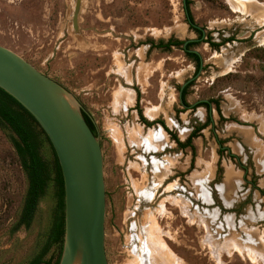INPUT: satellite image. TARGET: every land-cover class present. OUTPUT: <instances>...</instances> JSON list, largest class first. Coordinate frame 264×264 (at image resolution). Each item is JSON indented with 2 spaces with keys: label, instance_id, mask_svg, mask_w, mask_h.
Masks as SVG:
<instances>
[{
  "label": "rangeland",
  "instance_id": "374dc122",
  "mask_svg": "<svg viewBox=\"0 0 264 264\" xmlns=\"http://www.w3.org/2000/svg\"><path fill=\"white\" fill-rule=\"evenodd\" d=\"M187 1L203 30L188 47L198 53L196 70L182 45L148 48L197 39L181 0H0V45L58 83L96 128L107 264H264V4L231 0L232 12L227 0ZM117 72L137 77V114L160 108L154 119L178 141L209 116L192 149H179L159 123L146 130L139 116L117 110L113 87H129ZM185 81L187 107L178 98ZM199 99L214 101L207 109ZM31 128L47 179L29 225L12 231L28 177L15 136L0 126V264H24L63 218L53 152ZM61 244H48L43 259L52 264Z\"/></svg>",
  "mask_w": 264,
  "mask_h": 264
},
{
  "label": "water",
  "instance_id": "95a60500",
  "mask_svg": "<svg viewBox=\"0 0 264 264\" xmlns=\"http://www.w3.org/2000/svg\"><path fill=\"white\" fill-rule=\"evenodd\" d=\"M181 3L186 22L203 33L202 28L190 21L185 0ZM200 39H185L182 47ZM185 50L198 55L193 49ZM0 89L35 120L59 166L63 186V235L57 264H107L103 244L102 155L97 135L91 132L81 110L58 83L2 45ZM178 98L181 102L180 90Z\"/></svg>",
  "mask_w": 264,
  "mask_h": 264
},
{
  "label": "trees",
  "instance_id": "16d2710c",
  "mask_svg": "<svg viewBox=\"0 0 264 264\" xmlns=\"http://www.w3.org/2000/svg\"><path fill=\"white\" fill-rule=\"evenodd\" d=\"M187 4L188 1L185 0V8L187 10V14L190 21H192L191 16L188 12ZM190 28H192V30H194V32L197 33V38L202 37L203 34L198 29L193 28L191 26ZM228 40H230V38H227L225 41ZM183 41L178 40L176 38H169L165 43L162 44V42L159 41L158 43H156L155 46L163 47L166 49L169 46L177 47L179 45H182ZM196 42L197 41L187 42L183 48L186 57H188L191 61L195 63V70L198 69L199 67L198 55L193 52H188L185 49H188L189 46L195 44ZM205 42H207L213 48L218 46L217 43L210 41V38L206 39ZM186 87H187V83L184 87L180 89V99H181V103L184 105H186L184 102ZM213 101L214 100L209 99L207 102H199L198 105H202L208 109L209 103ZM136 107H138L137 104ZM81 115L85 123L91 130V132L94 135H96L97 131L91 119L84 111H81ZM139 118L141 122L147 126L151 125L152 123H159L161 126H163V122L161 120L156 119L153 120V122H149L145 120L141 115ZM208 121H209V116H207L205 122L201 123L198 127L192 130L189 133V135L185 138V140L182 142L178 141L170 132H168L167 128H165L164 126L163 129L169 133L171 139H173L179 146L189 147L190 149H192L191 138L195 136V133L197 131H199L201 128H204L207 125ZM33 125L38 128L39 133L43 135L45 140L48 142L45 134L42 132V130L39 128L35 120L30 116V114L24 108H22L12 97H10L8 94H6L4 91L0 89V126L7 127L15 136V139L13 140V146L19 158V165L23 168V170L26 172L28 177V185L23 198L21 212L19 214V218L11 228L12 231L15 230L17 226L20 224H23L24 226L29 225L34 208L37 204L39 196L43 192V187L47 179L46 166L44 165L43 161L40 159L36 151L35 136L31 128ZM219 144H221V142H219ZM53 162L55 167V183L59 188L58 195L60 199L59 205L61 208L63 207L62 178L54 153H53ZM62 234H63V218H60V220L55 226V232H53L52 234L53 236L50 237L47 241L48 244H50L51 242H59L60 245L62 240ZM48 244H46L40 252L36 253L31 258H29L24 264H49L48 261L43 259V253L48 247ZM59 255L60 253L58 254V257L54 260L52 264H57Z\"/></svg>",
  "mask_w": 264,
  "mask_h": 264
},
{
  "label": "crops",
  "instance_id": "0c3cea01",
  "mask_svg": "<svg viewBox=\"0 0 264 264\" xmlns=\"http://www.w3.org/2000/svg\"><path fill=\"white\" fill-rule=\"evenodd\" d=\"M256 2L257 3H260V4H264V3H262V2H258L257 0H256ZM158 49H162L163 50V48H160V47H157ZM125 73V72H120V73H116V75L118 76V78L120 79V81L122 82V84H125V85H127V86H129V87H123L121 84H119L118 83V88H114L113 87V89H115V90H113V93L114 94H112V101H116L117 102V105H118V109L117 110H119V111H123V112H130L132 115H133V117L134 118H136V117H140V112L137 114V112H136V102H137V94H136V91L133 89V88H131V86H132V82L135 84V85H137V83H136V81H137V77H135V76H133V74L131 75H129L128 73L126 74V76H128L129 75V77H128V79H129V81H128V79L126 80V76H123V74ZM84 94H87L86 92L84 93ZM185 101V100H184ZM181 103V102H180ZM194 103H199V102H197V101H195ZM113 104H114V102H113ZM181 105L183 106V107H187V105L186 106H184V104H182L181 103ZM107 107H109V105H106ZM132 107H134V109L132 108ZM150 107H152V106H150ZM132 108V109H131ZM148 108V107H147ZM159 111H160V108H159V110L158 111H156V113H155V115H154V117L159 113ZM143 112H144V110H143ZM142 112V113H143ZM87 115H88V117L89 118H91L90 116H89V114H88V112H85ZM143 116L145 117L144 119H146L147 121H153V120H156V119H154V117L152 118V119H148L144 114H143ZM140 119V118H139ZM140 122H141V120H140ZM156 124V123H155ZM139 125V124H138ZM146 127V130H148L149 129V127L147 126V125H145L144 123H142L141 122V124H140V127L142 128V127ZM119 128V127H118ZM202 129V128H201ZM200 129V130H201ZM119 130H117V129H111V133L113 134V138H114V140L116 141V140H119V132H118ZM189 134H187L186 136H185V138L188 136ZM122 135H121V131H120V137H121ZM127 138V137H126ZM185 138L183 139V140H180V142H182V141H184L185 140ZM171 140H173V139H171ZM174 141V140H173ZM178 145V144H177ZM179 146V145H178ZM183 148H186V147H181V146H179V149H183ZM152 165H153V168H154V162H152ZM169 172V171H168ZM154 175H155V171H154ZM167 174H165V178H167ZM165 178H162L163 180L165 179ZM156 183V182H155ZM155 183L153 184V185H155ZM156 186V185H155ZM152 196L153 195V193H151V192H147V195H146V197H149V196Z\"/></svg>",
  "mask_w": 264,
  "mask_h": 264
},
{
  "label": "bare ground",
  "instance_id": "6f19581e",
  "mask_svg": "<svg viewBox=\"0 0 264 264\" xmlns=\"http://www.w3.org/2000/svg\"><path fill=\"white\" fill-rule=\"evenodd\" d=\"M249 2H251L250 0L249 1H247V0H244V1H242V3H249ZM255 2V1H254ZM227 4H228V6L230 7V9L232 10V12H237V10H236V7L234 6V4L231 2V0H227V2H226ZM252 4H253V2H252ZM256 4V3H255ZM239 5V4H238ZM257 5H259V4H257ZM243 6V11H239V12H241V13H244L245 12V6H244V4L242 5ZM264 18V17H263ZM258 23L259 24H263V22H262V18H261V20H259L258 21ZM262 32H264V30L262 31ZM258 36H260L261 35V33H258L257 34ZM151 110V109H150ZM151 112H147L146 113V116H147V118L148 119H152L154 116L153 115H151L150 114ZM235 126H237V127H239V128H246L245 126H239V125H236L235 124ZM149 137H151V136H149ZM151 139V138H150ZM154 139H155V136H154ZM152 140H153V137H152ZM254 140H256L255 138H254ZM257 143V142H256ZM260 143V142H259ZM260 146V145H259ZM260 147H262V146H260ZM264 148V147H263ZM263 246H264V244H262ZM263 246H261L263 249H264V247ZM250 250V249H249ZM247 251H248V249H247ZM255 251H257V250H255ZM168 252V251H167ZM261 253V252H260ZM263 253H264V251H263ZM262 253V254H263ZM261 260V259H260ZM263 264V263H262Z\"/></svg>",
  "mask_w": 264,
  "mask_h": 264
},
{
  "label": "flooded vegetation",
  "instance_id": "af4514ba",
  "mask_svg": "<svg viewBox=\"0 0 264 264\" xmlns=\"http://www.w3.org/2000/svg\"><path fill=\"white\" fill-rule=\"evenodd\" d=\"M201 33H202V32H201ZM166 41H167V40H166ZM166 41H164V42L160 41V42H162V44H163V43H165ZM158 42H159V41H158ZM158 42H156V43H158ZM148 44H149L148 48H149V47H151V48H152V47L156 48V47H155V43L150 42V43H148ZM170 47H171V46H169V48H170ZM160 48H163V47H160ZM198 58H199V56H198ZM199 64H200V60H199ZM186 83H187V82H186ZM186 83H185L182 87H184V86L186 85ZM182 87H181V85H180V86L178 87V91H179ZM184 106H186V105H184Z\"/></svg>",
  "mask_w": 264,
  "mask_h": 264
}]
</instances>
